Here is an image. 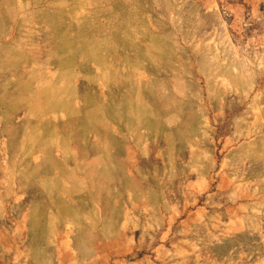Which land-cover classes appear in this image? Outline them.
Wrapping results in <instances>:
<instances>
[{"label":"rangeland","instance_id":"rangeland-1","mask_svg":"<svg viewBox=\"0 0 264 264\" xmlns=\"http://www.w3.org/2000/svg\"><path fill=\"white\" fill-rule=\"evenodd\" d=\"M0 264H264V0H0Z\"/></svg>","mask_w":264,"mask_h":264}]
</instances>
